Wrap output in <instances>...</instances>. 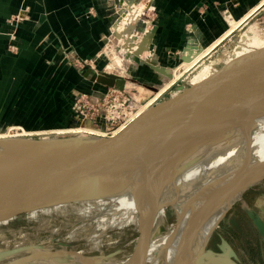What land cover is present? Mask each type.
<instances>
[{
  "label": "water",
  "instance_id": "1",
  "mask_svg": "<svg viewBox=\"0 0 264 264\" xmlns=\"http://www.w3.org/2000/svg\"><path fill=\"white\" fill-rule=\"evenodd\" d=\"M150 67L170 76L167 68ZM263 112L264 59L217 71L177 95L155 103L112 137L0 138V202L4 207L11 200L77 195L87 189L155 190L171 182L176 170L217 152ZM262 179L264 174L256 175L222 202L225 210L207 237L198 242L186 264H238L225 241L219 246L220 252L209 249L208 243L231 207ZM192 189L185 187L183 196L187 198ZM194 196L193 193L192 198L188 197L186 203L194 200ZM205 213L201 208L194 211L187 226L190 233L194 234L192 227ZM142 227L139 224L129 264H144L149 235ZM257 227L264 237V225L257 222ZM30 249L25 246L4 251L2 257L11 258L5 264L72 261L96 264L97 260L117 253L95 256L64 247L55 250L42 247L41 252L21 255Z\"/></svg>",
  "mask_w": 264,
  "mask_h": 264
},
{
  "label": "bare ground",
  "instance_id": "2",
  "mask_svg": "<svg viewBox=\"0 0 264 264\" xmlns=\"http://www.w3.org/2000/svg\"><path fill=\"white\" fill-rule=\"evenodd\" d=\"M110 3L114 5V9L118 14V18L110 27V35L106 37L108 40H106V49L108 53H111V58H113L110 68H112L114 62H116L115 65L119 63L121 66V62H123L125 57L131 60L133 59V63H148L150 57L145 55L147 58H142L140 54L147 49L148 43L152 37L150 35L152 30L146 32L143 31L144 29L139 31L135 27L131 29V22L137 24L142 22V25L148 24V19L144 20V11L136 6L135 0H113ZM253 12L252 10L249 11L239 21L229 20L230 29H228L224 35L229 33L231 29H235L243 24ZM253 30V28L249 27L244 31L243 34H241L242 39L244 41H247V39L249 40L250 37L257 39L256 35L253 34ZM224 35L219 39L212 40L211 44L200 51H198L200 44L197 39L189 38L184 53L182 52L184 57H186L185 62L181 63L184 66L181 65L182 67L179 68L181 70H177L178 72L175 69L171 70L170 76H168L169 79L166 77L167 75H163V79L166 78L168 81H174L179 78L183 72L186 73L200 59L208 54ZM261 45L263 51L255 60L251 58L252 55H248L247 53L243 54L242 52H233L234 55H228L227 58L226 53L223 52L222 55L218 56L215 60L227 62V67L231 69L233 67L237 68L251 65L256 61L264 59V41L261 42ZM125 61H127V59ZM122 67L123 65L120 68ZM216 72L211 62L201 63L199 68L188 76V79L192 85H195L206 80ZM109 80L114 79L109 78ZM151 107L141 109L138 117ZM81 128L85 130H94L87 125L81 126ZM75 134L79 136H98V133H91L88 131H78L75 132ZM6 136L9 135L5 133L0 134V138ZM50 138L51 137H44V139ZM175 169L176 165L174 170ZM181 169L173 173L171 182L155 190L121 191L114 189H87L77 195L66 194L56 196L68 202L84 203L86 210L93 211L96 221L104 225L102 228L104 230L114 225H121L127 221H134L138 226L142 224L143 230L145 232L147 231L149 235L144 262H149V264H186L193 257L198 242L200 243L207 237L210 230L215 226L220 214L225 210V206L221 207L222 202L226 200L232 192L240 189L244 184L253 180L256 175L264 174V112L260 117L252 120L244 131L238 133L235 138L231 139L217 152L193 165H188L185 168L181 167ZM185 187H193L187 198H192L193 193L195 198H193L194 200L191 199L192 201H189V203H186L187 198L182 194ZM23 203H25V201ZM169 205L174 209V224L171 229L157 234L155 233L156 222L162 216L165 207ZM200 208L207 213L196 221L195 225L192 227L194 233L192 234L190 233L191 231H188L187 226L189 225L194 211ZM10 216L11 213L7 212L2 202H0V219L3 217H7L5 219H8ZM74 236L71 235L68 240L72 241ZM28 241L26 233H13L11 240L0 234V264H5L11 259L3 258L2 254L4 251L12 248L18 249L25 246L31 248L28 251L21 252V255H26L33 251L41 252L43 250L42 247H36V244L32 242L29 243ZM109 243V241L106 242V244ZM103 245L104 242L99 239L87 248H73L72 250L87 255L93 251L99 250ZM131 256V252L124 251L120 257L99 259L96 264H129L128 262ZM69 264L84 263L72 261Z\"/></svg>",
  "mask_w": 264,
  "mask_h": 264
},
{
  "label": "rangeland",
  "instance_id": "3",
  "mask_svg": "<svg viewBox=\"0 0 264 264\" xmlns=\"http://www.w3.org/2000/svg\"><path fill=\"white\" fill-rule=\"evenodd\" d=\"M135 2L136 6L144 11V20L148 19L149 22L146 25H142V22H139L138 24L131 22V29L135 27L139 31L144 29L143 31L146 32L152 30V33H150L152 37L148 43L147 49L143 51V53L145 52L144 54H140V57L142 58H147L146 56H149V62L133 63V59L131 60L125 57L123 62H121V66L123 65L122 68H120L121 66L119 63H117L119 66L115 65L116 62H114L112 68H110L113 58H111V53H108L106 49L108 41L106 37L110 35V29L108 27V30L103 37L102 53H100L101 55L98 58V63L93 65L92 62L91 69L89 67V70H85L87 71V76H93V83H96V86L98 87L97 91L104 92L107 88H119L121 91H126L131 94L135 100H138L141 106H143L142 109L154 106L155 103L162 102L167 98L173 97L175 94L190 88L192 83L189 81L188 76L193 73L194 70L198 69L201 63L211 62L215 71L225 69L228 66L227 62L215 60L218 56H221L223 52L226 53V58L228 55L233 56L234 53L242 52L243 54L247 53L248 55H252L251 58L255 60L263 51L261 48V42L264 41V13L256 12L239 27L231 29L229 33L224 35V37L213 46L209 53L200 59L190 70L186 73L183 72L184 74L182 73V75L176 80L168 81V76H166L168 79H163V75L165 74L154 71L151 69L150 65L155 66L156 69H158L159 66H162L167 68L169 72L174 69L180 71L181 69L179 68L184 66L181 63L185 62L186 57H184L183 53L190 36L193 37L192 39H197L200 44L198 51L203 50L204 47L211 44L213 39H217L230 29L228 15H230L234 21H239L249 11L241 18H234L231 14V10L228 8L215 9V12L213 11V13L208 15L211 6H209L208 3L198 4L196 20L194 19L193 23L192 21H182V29L180 32H177V39L175 41L169 42V40H166L163 44H158L157 40L159 39V34L156 35V32L154 31L153 36V29L158 25L156 23L157 16L155 14L156 9L154 0H135ZM213 3L216 5V2L213 1ZM108 11V14H113V22L116 21L118 14L114 9V5L111 4V6L108 7ZM208 16L211 17L209 19H212V23L210 24H207ZM108 22L110 25L111 20L109 19ZM249 27L254 29L253 34L256 35L257 39L250 37L249 40L247 39V41H244L241 34H243V32ZM162 33L164 34V32ZM126 59L127 61H125ZM109 78H113L114 80H109ZM66 122V124L64 123L60 127L50 129H25L14 124L1 122L0 129L2 130H0V134L5 133L6 135H9L3 138H60L77 135L75 132L78 131L96 132L95 130L82 129L81 125L75 121L72 113ZM247 194H251V191ZM247 194L246 196H248ZM24 201L25 203H23ZM237 202L231 207V209L237 204ZM4 207L7 212L11 213V216L8 219H5L7 217L0 219L1 236L11 240L13 233H26L29 243L32 242L38 244L49 250L63 247L65 249H84L90 246L93 242L101 239L104 242V245L100 247L99 250L93 251L87 255L107 256L116 251L117 253L113 256H109L108 259L117 258L120 257L124 251L133 252L136 245V238L139 234V226L136 225L134 221H127L121 225H114L108 227L106 230L102 229L104 225L99 221H96L94 217L95 213L91 210H86L85 204L82 202L74 203L57 197L41 198L35 196L25 200H11L5 202ZM231 209L228 213L231 212ZM228 213L216 227L209 240V247H212V245L217 242L215 239V232H219L223 227L227 229L225 230L228 232V237L233 238L231 241L234 242V244L240 245L241 242L244 244L245 239L246 241H250L253 246H255V243L258 241V243H260V237L254 226H252L251 221H247L246 217L241 216L235 221L236 225L231 227V222L227 218L229 215ZM174 221L175 213L173 207H165L162 216L156 222L155 233L158 234L171 229ZM71 235L75 236L72 241H69L68 238ZM108 241L110 243L106 244ZM263 249L264 248H261L260 243L258 248L256 246L254 247L251 256L247 249L240 253L241 249L238 248V250L236 249V253L242 264H264V259L261 261L256 254L259 251V253L261 252L262 255H264ZM144 264H149V262H144Z\"/></svg>",
  "mask_w": 264,
  "mask_h": 264
},
{
  "label": "crops",
  "instance_id": "4",
  "mask_svg": "<svg viewBox=\"0 0 264 264\" xmlns=\"http://www.w3.org/2000/svg\"><path fill=\"white\" fill-rule=\"evenodd\" d=\"M111 1L0 0V123L25 129L57 128L67 123L75 94L97 91L93 76H87L86 66L76 68L74 64L80 65L78 62L84 59L93 65L98 63L103 37L113 22V14H108ZM201 3L211 6L208 15L222 8L230 9L234 18H241L251 10L254 11L251 16L264 13V0H154L158 25L153 29V36L154 31L159 34L157 43L175 41L182 21L193 23L197 5ZM20 12L23 19L15 28L18 51L10 53L6 50L5 34L10 30L7 20ZM227 17L233 20L230 15ZM209 18L207 24L212 23ZM263 183L264 179L248 189L227 217L231 227L241 216L251 221L260 237L261 248H264V237L257 222L264 225ZM225 229L215 232L217 242L208 248L220 252L219 246L225 241L233 250L232 258L242 264L236 249L240 248V253L247 249L251 256L260 243L253 246L245 239L244 244H234ZM256 254L263 261L264 255L259 251Z\"/></svg>",
  "mask_w": 264,
  "mask_h": 264
},
{
  "label": "built area",
  "instance_id": "5",
  "mask_svg": "<svg viewBox=\"0 0 264 264\" xmlns=\"http://www.w3.org/2000/svg\"><path fill=\"white\" fill-rule=\"evenodd\" d=\"M20 12L7 20L10 30L7 37L6 50L10 53L18 51L15 42L16 24L22 21ZM76 68L91 69L90 60H81ZM91 64V63H90ZM89 65V66H88ZM93 72V71H92ZM140 102L126 91L119 88H107L104 92H79L74 95L71 103V113L75 121L81 126H89L101 137H112L129 126L139 115L142 109Z\"/></svg>",
  "mask_w": 264,
  "mask_h": 264
}]
</instances>
